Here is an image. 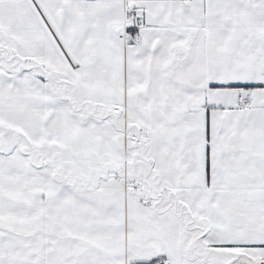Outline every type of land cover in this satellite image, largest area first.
<instances>
[{
	"label": "snow or ice",
	"instance_id": "6c2138e0",
	"mask_svg": "<svg viewBox=\"0 0 264 264\" xmlns=\"http://www.w3.org/2000/svg\"><path fill=\"white\" fill-rule=\"evenodd\" d=\"M0 264H264V0H0Z\"/></svg>",
	"mask_w": 264,
	"mask_h": 264
}]
</instances>
